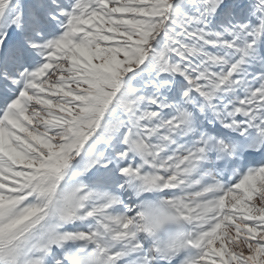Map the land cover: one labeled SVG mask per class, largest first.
I'll list each match as a JSON object with an SVG mask.
<instances>
[{"label": "snow or ice", "instance_id": "obj_1", "mask_svg": "<svg viewBox=\"0 0 264 264\" xmlns=\"http://www.w3.org/2000/svg\"><path fill=\"white\" fill-rule=\"evenodd\" d=\"M0 264H264V0H0Z\"/></svg>", "mask_w": 264, "mask_h": 264}]
</instances>
